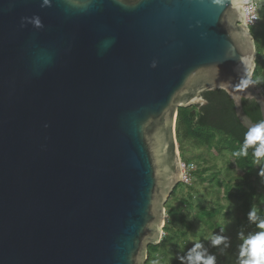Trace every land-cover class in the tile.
Instances as JSON below:
<instances>
[{
  "label": "water",
  "instance_id": "obj_1",
  "mask_svg": "<svg viewBox=\"0 0 264 264\" xmlns=\"http://www.w3.org/2000/svg\"><path fill=\"white\" fill-rule=\"evenodd\" d=\"M233 4L0 0V264H145L181 182L178 109L217 89L264 121Z\"/></svg>",
  "mask_w": 264,
  "mask_h": 264
},
{
  "label": "rangeland",
  "instance_id": "obj_2",
  "mask_svg": "<svg viewBox=\"0 0 264 264\" xmlns=\"http://www.w3.org/2000/svg\"><path fill=\"white\" fill-rule=\"evenodd\" d=\"M249 29L252 35L257 33L255 26ZM261 57L264 78V46ZM258 88L264 96V88ZM176 141L179 159L192 163L193 167L187 172V179L177 184L172 199L166 202L168 209H165L164 222L173 219L169 242L153 249L145 264H187L178 257L186 256L196 242H201L208 253L216 255V264H240L239 253L243 241L238 233L242 232L247 237L261 229L244 226L245 221L239 211L240 201L223 198L217 201L212 192L217 191L222 195L235 188L237 181L233 179V175L236 168L232 158L226 152L217 154L213 148L207 149L203 145L196 146L191 141L179 139L177 134ZM258 171L259 165L255 164L249 180L256 193L252 206H256L258 214L264 216V200L256 201L259 199L257 195L264 196V178L257 175ZM200 179L204 181L201 182ZM243 189L248 190L246 185H243ZM210 235L227 237L230 246L222 253L224 245L213 246ZM163 236L164 230L161 237Z\"/></svg>",
  "mask_w": 264,
  "mask_h": 264
},
{
  "label": "trees",
  "instance_id": "obj_3",
  "mask_svg": "<svg viewBox=\"0 0 264 264\" xmlns=\"http://www.w3.org/2000/svg\"><path fill=\"white\" fill-rule=\"evenodd\" d=\"M257 33L252 35L256 47L255 69L250 80L254 81L257 87L264 88V78L262 75V57L261 51L264 46V0H261L259 6V19L255 25ZM207 101L204 106H190L179 108L175 123V133L179 139L191 141L196 146L203 145L207 149L213 148L217 154L228 153L233 161L236 172L233 179L236 180L235 188L229 189L222 195L217 191H212L218 200L236 199L240 201V215L244 219L245 227H251L259 230L254 223L248 220V212L256 206H252V199L256 195L254 188L250 183L251 172L255 167L252 156L253 147H249L247 157H237L234 153L238 152L245 139L247 130L238 122L231 99L222 90L208 91L203 94ZM242 108L244 113L255 123L262 121L258 105L253 100L242 99ZM203 162V161H202ZM203 182V179H200ZM243 185L247 186L246 191ZM178 185L174 187L168 200L172 199ZM212 189L211 186H209ZM256 201L264 200V196L257 195ZM165 209L168 206L165 204ZM262 216L261 214H258ZM173 218V216H172ZM173 225V219L168 220L164 227V236L158 245H149L147 248V259L150 258L151 251L158 246L165 245L169 242V233Z\"/></svg>",
  "mask_w": 264,
  "mask_h": 264
},
{
  "label": "clouds",
  "instance_id": "obj_4",
  "mask_svg": "<svg viewBox=\"0 0 264 264\" xmlns=\"http://www.w3.org/2000/svg\"><path fill=\"white\" fill-rule=\"evenodd\" d=\"M50 0H43V5L48 6ZM248 5V7H245ZM233 7L243 14H247L250 10L254 12L255 6L249 4V0H234ZM251 20L259 19L258 16L252 15L249 17ZM39 23V21H37ZM155 66V65H153ZM254 83L252 80H245L242 82V87H247L249 84ZM49 125L44 124L47 128ZM253 147V159L256 165H259L258 176L264 178V121L259 122L255 126L249 128L245 134L244 143L241 149L234 153L237 157H247L249 155L248 149ZM181 175H183L181 173ZM248 220L250 223H254L261 231L255 234H248L244 236L242 232L238 233L243 243L239 253L240 264H264V216L258 215L255 208L248 212ZM209 239L213 246L224 245L221 250L222 253L230 246L228 238L223 235H210ZM182 261H186L187 264H216V255L208 253L207 249L203 247L201 242L194 243V246L188 250L186 256L178 257Z\"/></svg>",
  "mask_w": 264,
  "mask_h": 264
},
{
  "label": "built area",
  "instance_id": "obj_5",
  "mask_svg": "<svg viewBox=\"0 0 264 264\" xmlns=\"http://www.w3.org/2000/svg\"><path fill=\"white\" fill-rule=\"evenodd\" d=\"M260 3H261V0H249V4L255 6L254 12L250 10L246 15L242 13L243 14V22L248 28L255 26L258 22V19L251 20V19H249V17L252 15H256L259 17ZM245 7H248V5H245ZM192 167H193L192 163H186V162H182L180 160L181 173L183 174V175H181V182H183L187 179V175H188L187 172L190 171Z\"/></svg>",
  "mask_w": 264,
  "mask_h": 264
}]
</instances>
